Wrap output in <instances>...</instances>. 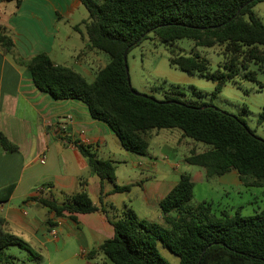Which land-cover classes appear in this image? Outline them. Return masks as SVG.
<instances>
[{
  "label": "trees",
  "instance_id": "1",
  "mask_svg": "<svg viewBox=\"0 0 264 264\" xmlns=\"http://www.w3.org/2000/svg\"><path fill=\"white\" fill-rule=\"evenodd\" d=\"M88 12L82 23L91 48L105 52L109 61L88 81L73 68L55 64L48 54L24 57L4 25L0 24V49L18 65L25 67L33 84L53 99H78L87 105L93 118L107 123L122 146L146 154L148 131L178 128L183 135L205 145L193 150L185 161L205 170L206 177L235 169L244 186H264V139L250 129L243 118L201 99L203 93L187 97L179 86L162 92L161 98L143 94L131 87L124 55L149 33L164 42L189 38L197 46H223L228 62L222 69L209 71L208 60L198 53L181 54L170 50V65L189 74L198 73L214 81L215 96L225 81L249 61L264 63V24L253 11L262 0H79ZM78 29V26H75ZM245 77L254 80L255 72ZM91 172L100 180L99 204L93 203L87 179L79 177L78 189L40 192L28 197L47 208L55 218L75 213L100 212L113 226L114 234L88 253L103 254L114 264H169L159 253L158 242L179 257V264H264V205L252 215L216 212L206 200L192 204L194 180L182 173L176 184L159 200L163 222L141 219L124 204L117 207L103 201V182L111 183L110 192H127L131 184L115 182V164L100 159L90 146L74 142ZM5 151L17 150L0 131ZM15 184L0 187V203L8 200ZM48 186V185H43ZM9 246L26 250L33 258L39 253L7 228L0 213V264H15Z\"/></svg>",
  "mask_w": 264,
  "mask_h": 264
},
{
  "label": "crops",
  "instance_id": "2",
  "mask_svg": "<svg viewBox=\"0 0 264 264\" xmlns=\"http://www.w3.org/2000/svg\"><path fill=\"white\" fill-rule=\"evenodd\" d=\"M82 7L79 0H0V24L9 31L20 55L28 57L46 53L55 64L69 66L82 75L86 73L94 78L97 70L107 62L98 50L88 44L82 23L88 14L82 15ZM78 17H81L79 21ZM71 29L77 35L71 33ZM0 131L18 147L15 151H5L0 145V187L15 184L8 200L0 203V213L7 221V228L32 248L58 243L62 229L65 235L78 240L80 250L88 256L91 250L114 234L106 216L97 211L75 213L76 220L70 219L66 213L54 219V227H49L45 221L52 214L47 208L34 200H26L39 195L41 191L75 192L78 179L82 176L87 179V189L93 203L99 204L100 180L91 172L75 141L90 146L98 158L114 162L116 184H131L127 192L112 193L113 185L103 182V201L117 207L126 204L134 210L130 200L137 199L143 211L153 217L143 219L163 222L159 200L182 174L174 169L158 168L156 163L149 167L145 154L126 150L106 122L90 115L85 103L78 99H53L33 84L30 72L25 67L16 64L1 49ZM180 132L178 137L173 138V143L187 145L188 154L183 157L187 163L185 157L205 145L189 137L188 141ZM165 136L169 138L172 135H164V140ZM164 148L174 150L169 144ZM128 162L132 166L143 164L141 171L132 168V178L119 177L118 165ZM146 170L156 175L148 176L143 172ZM203 172L207 178L205 170ZM215 177L222 184H242L235 169ZM119 194L126 195L117 197ZM32 207L35 210L29 213ZM41 208L48 214L46 219L42 218ZM57 226L59 231L55 228ZM52 229L55 235L51 234Z\"/></svg>",
  "mask_w": 264,
  "mask_h": 264
},
{
  "label": "rangeland",
  "instance_id": "3",
  "mask_svg": "<svg viewBox=\"0 0 264 264\" xmlns=\"http://www.w3.org/2000/svg\"><path fill=\"white\" fill-rule=\"evenodd\" d=\"M80 11H82V15L88 14L84 7ZM253 11L264 24V0L257 2L253 6ZM78 18L77 21L81 17ZM70 32L77 35L73 29ZM259 47L264 52V45ZM171 49L176 53L187 55L198 53L205 57L208 60L209 71L222 69V65L228 62L229 55H224L223 46H197L189 38L164 42L155 34L149 33L147 38L133 46L126 54L127 75L131 87L140 93L154 95L156 98L162 97L160 89L167 90L173 85L181 87L187 97L195 96L194 91L199 90L203 93L201 99L240 116L256 135L264 139V63L249 61L247 69L238 65L236 74L231 79L226 80L221 90L212 97L214 81L198 73L189 74L170 65ZM99 52L108 62L110 59L108 54ZM248 70L255 72L254 80L245 77ZM83 75L88 81H92L91 75L86 73ZM154 88L160 89L155 91ZM180 131L178 128L148 131L149 147L145 157L149 162V167L156 163L158 168L174 169L176 173L191 175L194 180L193 197L190 201L192 204L206 200L212 203L216 212L227 210L231 214L240 207V213L245 216L252 215L263 207L264 186L247 187L242 184H222L215 176L205 178L202 167L185 163L183 157L188 154L187 145L185 143H173V138L178 137ZM167 134L172 136L169 138L165 136L164 140L163 136ZM184 137L190 141L188 137ZM167 144L174 150H166L164 145ZM199 144L203 145L202 143ZM142 165L132 166L131 162L126 165L120 164L118 165V175L119 177L132 178L134 175L132 168L140 172ZM143 172L148 176L156 175L149 170ZM119 195L117 197H123L122 195L126 194ZM130 204H132L139 218H153L149 215L150 213L143 211L137 199H131ZM41 209L42 218L46 219L48 214L43 208ZM34 210L35 208L32 207L28 211L31 213ZM55 228L59 231L58 226ZM157 244L159 253L169 264H179L177 255L162 247L160 242ZM33 249L41 255L39 258H33L26 250L18 246H9L7 252L16 257L15 264H114L101 253L95 257L86 256L80 250L78 240L65 235V230L62 229L59 232L58 243L53 242L48 246H33Z\"/></svg>",
  "mask_w": 264,
  "mask_h": 264
},
{
  "label": "water",
  "instance_id": "4",
  "mask_svg": "<svg viewBox=\"0 0 264 264\" xmlns=\"http://www.w3.org/2000/svg\"><path fill=\"white\" fill-rule=\"evenodd\" d=\"M124 63H125V68H126V71H127V66H126V55H124ZM128 76V75H127ZM129 79V78H128Z\"/></svg>",
  "mask_w": 264,
  "mask_h": 264
},
{
  "label": "built area",
  "instance_id": "5",
  "mask_svg": "<svg viewBox=\"0 0 264 264\" xmlns=\"http://www.w3.org/2000/svg\"><path fill=\"white\" fill-rule=\"evenodd\" d=\"M42 162H43V160H41ZM51 234L52 235H55L56 233H55V231L52 229V231H51Z\"/></svg>",
  "mask_w": 264,
  "mask_h": 264
}]
</instances>
